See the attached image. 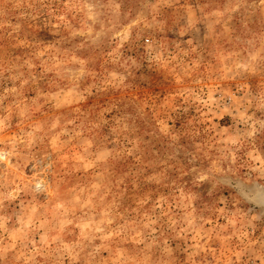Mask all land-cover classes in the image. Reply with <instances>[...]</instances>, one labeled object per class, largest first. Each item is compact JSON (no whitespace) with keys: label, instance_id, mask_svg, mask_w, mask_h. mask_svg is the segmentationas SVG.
<instances>
[{"label":"rangeland","instance_id":"1","mask_svg":"<svg viewBox=\"0 0 264 264\" xmlns=\"http://www.w3.org/2000/svg\"><path fill=\"white\" fill-rule=\"evenodd\" d=\"M0 264H264V0H0Z\"/></svg>","mask_w":264,"mask_h":264}]
</instances>
